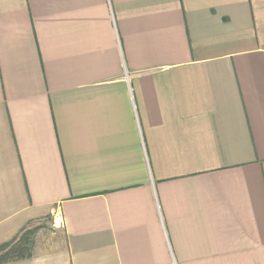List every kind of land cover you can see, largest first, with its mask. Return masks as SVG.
<instances>
[{"label": "crops", "instance_id": "crops-1", "mask_svg": "<svg viewBox=\"0 0 264 264\" xmlns=\"http://www.w3.org/2000/svg\"><path fill=\"white\" fill-rule=\"evenodd\" d=\"M7 264H264V0H0Z\"/></svg>", "mask_w": 264, "mask_h": 264}, {"label": "trees", "instance_id": "trees-1", "mask_svg": "<svg viewBox=\"0 0 264 264\" xmlns=\"http://www.w3.org/2000/svg\"><path fill=\"white\" fill-rule=\"evenodd\" d=\"M43 227L40 224L26 227L13 240L0 245V264L32 258L36 235Z\"/></svg>", "mask_w": 264, "mask_h": 264}, {"label": "rangeland", "instance_id": "rangeland-1", "mask_svg": "<svg viewBox=\"0 0 264 264\" xmlns=\"http://www.w3.org/2000/svg\"><path fill=\"white\" fill-rule=\"evenodd\" d=\"M50 221H51L50 218L49 219H44V220H42V221H40L39 223H36V224L43 225L44 226L43 228H48L49 225H50Z\"/></svg>", "mask_w": 264, "mask_h": 264}]
</instances>
